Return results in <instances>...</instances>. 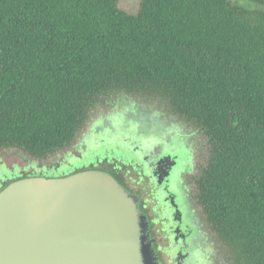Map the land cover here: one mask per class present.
Here are the masks:
<instances>
[{
	"label": "trees",
	"instance_id": "1",
	"mask_svg": "<svg viewBox=\"0 0 264 264\" xmlns=\"http://www.w3.org/2000/svg\"><path fill=\"white\" fill-rule=\"evenodd\" d=\"M249 1L140 0L130 15L119 0H0V153L47 160L108 95L159 98L206 140L210 227L235 264H264V0Z\"/></svg>",
	"mask_w": 264,
	"mask_h": 264
},
{
	"label": "flooded vegetation",
	"instance_id": "2",
	"mask_svg": "<svg viewBox=\"0 0 264 264\" xmlns=\"http://www.w3.org/2000/svg\"><path fill=\"white\" fill-rule=\"evenodd\" d=\"M159 111L146 103L144 108L132 104L120 108L117 117L98 119L90 125L83 140L47 160L18 167L19 177L8 176L0 170V189L20 180L25 174L30 178L55 179L62 167H71L70 161L82 160L90 153L93 144L105 143V137L114 135L130 140L128 148L135 146L136 157L129 152L128 162L105 160L78 170L108 173L126 192L139 199L141 212L150 226V241L160 264H235L233 251L212 230L204 216L198 195V181L208 156L202 132L173 113L159 98ZM167 108V109H166ZM104 139H101L102 137ZM71 148H74L72 151ZM66 153L55 166L44 162ZM0 167L6 169L4 164ZM8 169V168H7ZM27 171V172H26ZM6 182H8L6 184Z\"/></svg>",
	"mask_w": 264,
	"mask_h": 264
},
{
	"label": "water",
	"instance_id": "3",
	"mask_svg": "<svg viewBox=\"0 0 264 264\" xmlns=\"http://www.w3.org/2000/svg\"><path fill=\"white\" fill-rule=\"evenodd\" d=\"M0 264H160L139 199L108 173L30 178L0 193Z\"/></svg>",
	"mask_w": 264,
	"mask_h": 264
},
{
	"label": "rangeland",
	"instance_id": "4",
	"mask_svg": "<svg viewBox=\"0 0 264 264\" xmlns=\"http://www.w3.org/2000/svg\"><path fill=\"white\" fill-rule=\"evenodd\" d=\"M232 4L240 5L244 8L254 10L257 9L258 5L256 3H253L249 0H230ZM140 0H119V7L124 12L130 14V15H136L138 12ZM257 6V7H256ZM146 103H148L149 107H151L155 111H159L163 106L159 102L156 103L151 99V97H145L144 95L139 94H131V93H125V92H119L116 91L115 93L108 95V97H105L104 101L99 102V104L90 112V117L87 123V126L85 130L81 133V135L77 138V140L74 143V146L78 144L80 141L83 140L84 136L86 135L88 128H90V125L93 124L94 121L101 119V120H107L110 118L114 119L117 117L118 109L120 108H129L130 106L135 105L139 108H144ZM167 109V108H166ZM105 137V143L98 144L94 143L92 146V149L89 154H87L82 160L79 161H70L69 164L71 167H62L58 172H52V174H56L55 179H57L59 176L63 175H70L75 173L78 170H82L84 168H89L92 164H97L99 162H103L105 160H109V162L112 161H119V162H128L127 158L129 156V152L132 154V156L140 157L141 155L135 150V146H132L130 149L128 148V145L130 144V139L127 138V141L125 137L119 138L114 135H109L106 133ZM102 137V136H100ZM101 139H104L102 137ZM204 144L206 145L205 141ZM137 149V148H136ZM73 151L74 148H71ZM66 155V153H61L60 156L56 159H50L48 161H45V165L49 166H55L58 164V162H61L63 157ZM208 156V151L205 154V157ZM4 164L7 168L3 169L0 167V170L5 174L6 171L8 172V176L14 175L15 177H19L18 174H20L19 169L16 167H26L32 163L31 158L24 156L21 152H18L14 149L6 150L3 154L0 153V164ZM202 167H205L206 165L202 164ZM27 172V171H26ZM8 182H6L7 184Z\"/></svg>",
	"mask_w": 264,
	"mask_h": 264
}]
</instances>
